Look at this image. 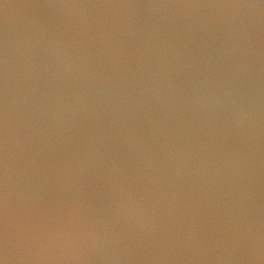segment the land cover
I'll list each match as a JSON object with an SVG mask.
<instances>
[{
  "label": "water",
  "instance_id": "1",
  "mask_svg": "<svg viewBox=\"0 0 264 264\" xmlns=\"http://www.w3.org/2000/svg\"><path fill=\"white\" fill-rule=\"evenodd\" d=\"M0 264H264V0H0Z\"/></svg>",
  "mask_w": 264,
  "mask_h": 264
}]
</instances>
